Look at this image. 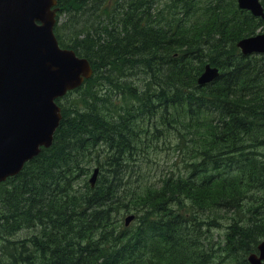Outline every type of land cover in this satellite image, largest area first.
<instances>
[{"label":"trees","instance_id":"obj_1","mask_svg":"<svg viewBox=\"0 0 264 264\" xmlns=\"http://www.w3.org/2000/svg\"><path fill=\"white\" fill-rule=\"evenodd\" d=\"M58 6L59 45L93 75L58 101L51 146L0 184V264H248L264 239V55L236 43L264 19L236 0ZM206 64L220 75L199 87Z\"/></svg>","mask_w":264,"mask_h":264},{"label":"water","instance_id":"obj_2","mask_svg":"<svg viewBox=\"0 0 264 264\" xmlns=\"http://www.w3.org/2000/svg\"><path fill=\"white\" fill-rule=\"evenodd\" d=\"M237 3L253 16L264 17L259 0ZM55 4L56 0H0V182L16 175L40 146H50L61 119L54 99L92 73L86 59L59 49L52 32L57 9L50 10ZM237 47L245 56L264 53V34L242 39ZM218 75L217 68L206 65L198 85ZM257 249L259 257L249 255L250 264L264 261V242Z\"/></svg>","mask_w":264,"mask_h":264},{"label":"rangeland","instance_id":"obj_3","mask_svg":"<svg viewBox=\"0 0 264 264\" xmlns=\"http://www.w3.org/2000/svg\"><path fill=\"white\" fill-rule=\"evenodd\" d=\"M45 149H46V148L41 149L40 152L38 153V155H39L43 150H45ZM38 155H37V156H38ZM22 170H23V167H22V169H21L16 175L10 176V177H8V178L15 177V176L19 175V173H20ZM90 175H91V174H90ZM90 175H89V177H90ZM218 231H219V234L222 235V231H220V230H218ZM214 236H217V232H216V231L214 232Z\"/></svg>","mask_w":264,"mask_h":264},{"label":"bare ground","instance_id":"obj_4","mask_svg":"<svg viewBox=\"0 0 264 264\" xmlns=\"http://www.w3.org/2000/svg\"><path fill=\"white\" fill-rule=\"evenodd\" d=\"M72 50V49H71ZM73 51V50H72ZM74 53H75V51H73ZM76 54V53H75ZM76 56L78 57V58H80V59H86L85 57H80V56H78L77 54H76ZM66 134V133H65ZM195 139V138H194ZM74 152V151H73ZM97 169V172L99 171L98 170V168H96ZM161 186V185H160ZM148 187V186H147ZM176 196V195H175ZM62 257V256H61Z\"/></svg>","mask_w":264,"mask_h":264}]
</instances>
